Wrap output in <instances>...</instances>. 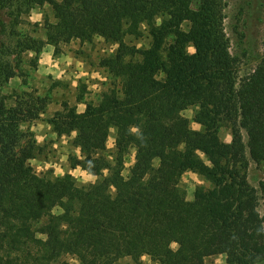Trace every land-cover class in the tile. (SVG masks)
Wrapping results in <instances>:
<instances>
[{
  "label": "trees",
  "instance_id": "obj_1",
  "mask_svg": "<svg viewBox=\"0 0 264 264\" xmlns=\"http://www.w3.org/2000/svg\"><path fill=\"white\" fill-rule=\"evenodd\" d=\"M45 4L54 22L45 20V39L26 40L21 50L38 55L45 45L58 50L100 37L116 45L98 66L117 85L97 103L78 95L82 113L63 102L48 120L57 136L74 135L81 156L70 167L97 177L85 185L68 173L34 172L30 161L40 150L22 126L40 117L46 99L0 89V264H73L66 256L75 264L125 257L143 264V256L204 264L215 255L226 264L264 263V179L257 191L244 177L245 148L252 161L264 162V39L258 64L239 77L223 32V0H195V7L191 0H0V9ZM141 27L148 47L125 43L141 37ZM13 77L0 60V88ZM191 106L198 107V131L182 115ZM225 124L229 144L218 137ZM130 148L134 162L124 176ZM186 172L210 184L196 187L192 201L178 186Z\"/></svg>",
  "mask_w": 264,
  "mask_h": 264
},
{
  "label": "rangeland",
  "instance_id": "obj_2",
  "mask_svg": "<svg viewBox=\"0 0 264 264\" xmlns=\"http://www.w3.org/2000/svg\"><path fill=\"white\" fill-rule=\"evenodd\" d=\"M195 7V0H191ZM15 9H0V60L8 62L14 77L1 86V93L12 96L13 93L32 94L45 98L46 107L40 117L33 122L24 124L23 131L32 133V140L39 148L35 158L30 164L37 175L62 177L70 174L78 184H89L97 180L80 167H70L71 158L80 159L81 153L72 144L73 134L57 136L48 124L57 112L61 111V104L66 102L69 106H75L78 113L85 109L83 102L97 103L101 95L117 81L111 78L107 72L98 66L101 57L112 54L116 45L104 41L100 37H93L89 42L71 41L60 45L55 50L50 45H45L36 55L31 51H22L21 47L26 40L45 39V20L54 22L50 6H31L29 11ZM13 15H12V14ZM223 32L225 34L228 52L234 59L239 77L251 72L258 64L264 39V0H223ZM138 39L125 37L124 41L136 48H147L149 36L145 27ZM193 53L192 47L188 48ZM85 86L83 89L82 86ZM118 87V86H117ZM83 95V102L78 103L76 98ZM198 111L197 106H191L182 112V115L190 122L192 130H200V126L192 119ZM231 125L225 124L218 130L219 139L229 144L232 139ZM243 144L246 145V135L241 131ZM115 130L109 131L106 142L105 155L111 159L114 152ZM247 166L244 171L245 181L249 187L258 191L259 183L264 179V162L255 163L248 155L245 148ZM134 162V149L130 148L124 159L122 174L127 175L129 167ZM178 186L184 192L187 201L193 200V194L198 186L205 188L210 184L198 175L184 173ZM258 211L264 215L262 200L259 201ZM58 213V210L54 211ZM173 249L176 245L171 246ZM66 261L75 264V260L66 256ZM143 264H157L149 257L143 256ZM116 264H135L129 257L120 259ZM204 264H226L224 255H215L205 258ZM264 264V263H261Z\"/></svg>",
  "mask_w": 264,
  "mask_h": 264
},
{
  "label": "clouds",
  "instance_id": "obj_3",
  "mask_svg": "<svg viewBox=\"0 0 264 264\" xmlns=\"http://www.w3.org/2000/svg\"><path fill=\"white\" fill-rule=\"evenodd\" d=\"M133 131H136V129H133Z\"/></svg>",
  "mask_w": 264,
  "mask_h": 264
}]
</instances>
